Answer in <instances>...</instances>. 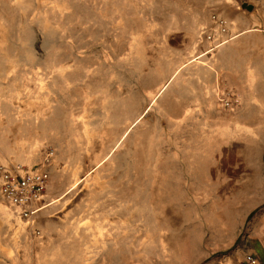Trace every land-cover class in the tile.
<instances>
[{"label":"rangeland","instance_id":"1","mask_svg":"<svg viewBox=\"0 0 264 264\" xmlns=\"http://www.w3.org/2000/svg\"><path fill=\"white\" fill-rule=\"evenodd\" d=\"M224 1L0 0V176L50 174L31 218L0 196V264L253 256L262 114L203 53Z\"/></svg>","mask_w":264,"mask_h":264},{"label":"crops","instance_id":"2","mask_svg":"<svg viewBox=\"0 0 264 264\" xmlns=\"http://www.w3.org/2000/svg\"><path fill=\"white\" fill-rule=\"evenodd\" d=\"M231 5V11L221 17L227 24L231 38L215 51L214 65L221 77V86L237 98L235 107L243 104V97H248L252 109H258L264 123V0H225ZM245 3L250 9L236 7ZM221 40L223 36L217 32L215 38ZM219 37V38H218ZM216 41V40H215ZM209 50L203 53L208 54ZM244 57V60H239ZM218 79V77H217ZM234 92V93H233ZM255 106V107H254ZM249 238L253 239L250 248L245 252L256 258L254 264H264V212H262L249 229ZM244 259V253L225 259L220 264H236Z\"/></svg>","mask_w":264,"mask_h":264},{"label":"built area","instance_id":"3","mask_svg":"<svg viewBox=\"0 0 264 264\" xmlns=\"http://www.w3.org/2000/svg\"><path fill=\"white\" fill-rule=\"evenodd\" d=\"M211 20L215 24L217 32L223 36L228 35V28L225 20L216 14L211 15ZM213 35L209 34L207 39L214 40ZM228 39L219 41L216 46L227 42ZM211 48V50L214 49ZM221 102L225 108L233 107L237 104V98L230 92L222 97ZM50 181V174L47 169L27 171L23 167H12L5 169L0 176V196L17 208L24 218H31L41 207L37 202L42 198ZM255 258L247 256L236 264H254Z\"/></svg>","mask_w":264,"mask_h":264},{"label":"water","instance_id":"4","mask_svg":"<svg viewBox=\"0 0 264 264\" xmlns=\"http://www.w3.org/2000/svg\"><path fill=\"white\" fill-rule=\"evenodd\" d=\"M241 7H242L243 9H246V10H249V9H250V7L247 6V5H245V4H241Z\"/></svg>","mask_w":264,"mask_h":264},{"label":"bare ground","instance_id":"5","mask_svg":"<svg viewBox=\"0 0 264 264\" xmlns=\"http://www.w3.org/2000/svg\"><path fill=\"white\" fill-rule=\"evenodd\" d=\"M3 206V205H2ZM5 206V205H4ZM4 210V209H3ZM5 211V210H4ZM9 216H11V215H9Z\"/></svg>","mask_w":264,"mask_h":264}]
</instances>
